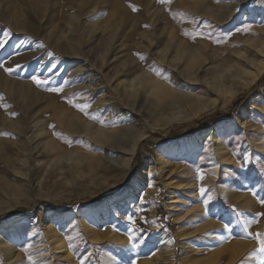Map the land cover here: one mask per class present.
Returning a JSON list of instances; mask_svg holds the SVG:
<instances>
[{
  "label": "rangeland",
  "instance_id": "1",
  "mask_svg": "<svg viewBox=\"0 0 264 264\" xmlns=\"http://www.w3.org/2000/svg\"><path fill=\"white\" fill-rule=\"evenodd\" d=\"M208 1L211 0H171L170 4H162L158 0H0V38H8L0 49V64L17 61L15 70L6 73L13 79L32 81L35 75L48 81L34 86L39 93L33 98H21L14 88L13 93L10 90L4 100L0 99V105L6 106L0 111L8 118V126L19 125L17 119L33 99L31 108L52 111L50 119L55 116L66 121L77 111L67 103V99H75L73 94L47 91L49 87L69 91L70 68L85 64L89 70H125L127 75L147 69L156 75L159 58H170L178 43L187 42L183 32L202 25L198 14ZM258 10L257 7L254 11ZM180 12L187 14V19H173L170 14ZM257 14L261 17V13ZM193 17L195 20L189 22ZM262 22L264 14L258 26ZM247 23L239 15L231 22V28L210 24L211 31H204L205 35L221 42L208 39L209 43L206 39L202 57L215 48L217 57L212 66L231 63V58H236L233 47L245 52V42L243 38L228 42V34ZM4 31L11 35L3 37ZM249 31L255 33L250 28ZM259 37L264 38V32ZM78 50L85 61L68 55ZM136 54L145 59L140 60ZM57 57L62 59L56 60ZM168 70L157 74L163 86L142 88L136 99H129L136 100L134 107L141 116L123 112L125 119L141 118L134 134H142L126 180L119 163L110 167L103 162V142L85 138L80 132L71 135L66 130L57 136L55 148L32 155L25 165L14 163L13 168L0 170V264H56V240L53 238L51 243L47 238L51 225L57 229L56 236L67 238L74 245L68 259L62 261L64 264H264V253L254 239L257 233H264V215L257 216L264 213V204L260 203L264 198V73L249 87L241 88V80L232 81L226 91L211 95L204 91L205 77L211 73H200V78L191 79L178 78ZM86 74L73 76L72 83L89 82L88 77L79 79ZM99 95L97 92L93 100ZM111 116L104 119L105 129L119 126L117 115ZM198 118L210 120L192 124ZM111 120L115 126L109 123ZM182 124L187 125L169 133ZM47 127L56 131L53 123L41 125L42 137ZM193 142H197L196 153L191 149ZM148 163L152 178L148 180L145 175L134 199L126 201L123 197L122 205L114 204V198ZM200 173L203 179L199 178ZM201 188L205 189L203 195ZM105 200L108 203L102 212L104 220L96 228L98 239L94 240L79 215ZM44 205L48 208H41ZM59 205L60 209L55 208ZM48 211L64 216L59 220L61 225L56 226V219L47 215ZM252 219L255 223L244 234L245 221ZM130 232L133 236L143 235L146 243L133 248L128 243ZM229 235L233 238L221 240ZM27 245L31 247L25 253ZM183 247L187 252L181 259ZM8 256H13L12 261Z\"/></svg>",
  "mask_w": 264,
  "mask_h": 264
},
{
  "label": "bare ground",
  "instance_id": "2",
  "mask_svg": "<svg viewBox=\"0 0 264 264\" xmlns=\"http://www.w3.org/2000/svg\"><path fill=\"white\" fill-rule=\"evenodd\" d=\"M255 4L258 6H256ZM257 7L259 8V10L255 12L254 10H256ZM194 10L195 8L193 9V11ZM257 12L261 13V17L258 16ZM263 14H264V0H256L255 2L254 0H211V1H208L199 10L198 15L203 20V23H201L202 25L200 24L201 26L196 29H195V26H191L187 30L189 32H192L195 29V31L203 32L204 35L197 36L195 39L185 36L187 39V42L184 40L186 42L185 44H182L183 41H181V43H178L175 46L174 53L171 55L170 58H165V57L159 58L160 60L159 65H158L159 72H163L165 69H169L173 72L175 76H178V78L186 77V78H191V79H194V78L198 79V77L200 78L202 76V74L199 75L200 73H205V74L211 73L209 77H205V81H204L205 88H206V90L204 91L211 95L217 94L222 91H226V89H228V83L232 81L241 80L242 81L241 88L251 86L252 84L255 83V81L258 78L262 77L264 73V38L260 39L259 37V35L262 32H264V22L260 23L261 25L258 26V23L262 19ZM239 15H243L245 20L248 22L247 26H249L250 29L255 30V33H250V31L247 33H243L242 31L237 32L236 31L237 28H236L233 32H231V34H228L227 40L228 42H232L233 40L243 38V41L245 42V45H243L245 46L244 47L245 52H241L240 50L238 51L236 50L235 47H233L234 51L232 52H236V58L233 56V58H231L233 59L231 63H228L227 65L225 64L226 66H222V67L212 66L214 59L217 57V49L214 48V49H211V51L209 52H205L206 56L204 58L202 57L203 55L202 51L205 50L203 48L207 46L205 40L207 39V41L209 40L215 41L213 40L214 38L212 37L210 38L208 37L209 35L207 36L205 35L206 33L204 31L210 32L211 28L205 27L204 23L207 22L208 24H215L216 26L223 25L225 27L231 28L230 27L232 25L231 22L235 20L237 17H239ZM22 28H24V25ZM19 29H21V27H19ZM211 46L213 47L214 45H211ZM47 49L49 48L47 47ZM61 50L59 49V52ZM29 54H27V56ZM24 55L26 56L25 53ZM35 55H39V54L36 53ZM68 55H71L74 58H81L82 60L85 61L84 55L80 52V50L72 52ZM231 56L232 55H230V57ZM57 59H59V57H57L56 60ZM14 61H13V64L8 63V65L6 66L13 68L14 65L16 64L14 63ZM57 64L58 63H56V65ZM41 65L39 66V68L41 67ZM52 65H54V61ZM70 69L71 70L67 73L68 74L67 77L69 79V82L67 83V85H70L71 90L69 89L68 91V89H65L61 93L62 94H73V96L75 97V99L73 100V103L75 104H89L90 107L87 109V114L77 110L75 112H72L67 117L66 121H64V119H59V118L56 119L55 116L54 118L51 117L50 119L49 117L51 116L52 111L49 113V112H43L39 109L35 110L34 108H31V105L35 103L33 102L34 100L33 99L32 103H29L30 106L27 104L29 106V108H27V111L25 113L23 112V114L19 116L20 119H17V121H19V125L12 127V126H8V123H10L8 122V118L6 119V116H4V114H2V112L0 111V129H1L0 130V170H4V171L9 170V168H13L12 165H14V163H20V165L24 164L26 161H28V159L32 155H35V154L38 155L40 152L45 150V148H48V147L51 149L55 148L57 144V139H58L56 133L60 134L64 132V130H66L71 135H73L72 133L80 132L81 136H84L85 138L86 137L96 138L100 142H103L104 149H105V157H104L103 162L107 166H110V167L116 165V163H119L120 166L123 167V173H122L123 179L126 180L130 174V171L132 168V161L134 159L133 157L137 150L138 143L140 142V136L142 135L140 133L134 134L135 126L138 124L137 121L139 120L140 117L139 118L134 117L133 121L125 119L124 115L125 113H127V111L133 112L137 114L138 116L139 115L141 116L140 111H137L134 107L136 100L130 102L129 99L130 98L136 99V96H138L137 93H139L138 91L141 90L142 88L145 89V88H149L150 86L159 87L162 85L161 84L162 82L157 79V74L153 75L151 74L152 72L150 73L147 69H142V70H139L138 72L134 71V73L132 74L128 73V75L126 72H124L125 70L124 71L116 70V71H113L112 73H109V72L107 73L100 69L96 70L97 68L96 69L93 68L92 70L91 69L89 70L85 64H83L82 66L79 65L75 68H70ZM85 72H87V74L82 77L79 76V79L83 80L86 77H88L89 82L87 81L86 83L84 82L82 84L72 83L73 76L77 74L79 75L84 74ZM21 74H24V70L21 72ZM20 78L21 79H17V80L14 78L15 79L14 80L13 78L9 77L6 74V72H4L3 68H0V97H3L2 100H4L7 94L10 93V90L12 92L13 91L12 89L14 88H15L14 93L21 96V98H24L25 100L28 99V97L30 96L33 98L35 93L36 94L39 93V91L36 90L38 88L35 89L34 87L36 84H34L32 81H26L22 79V77ZM79 79H77V81ZM234 91L236 90H233V92ZM97 92H100V95L97 96L95 100H93ZM232 94L233 93H231V95ZM42 96H46V95H42ZM196 97L199 98L200 95ZM40 99L41 98L39 97V100ZM16 100L19 101L20 99L16 98ZM29 101H30V98H29ZM46 113H49V114H46ZM112 113H114V115H117V117L116 116L115 117L119 121L118 127L105 129L104 126H106L105 125L106 123L99 124L98 126H96L98 122L90 118L91 116H96L101 120H104V119L109 120L108 117L111 116ZM118 116H120L121 118ZM81 120L83 122L78 127L79 122ZM52 123L54 124L55 126L54 129L56 131L54 132L53 129H50V127L49 128L47 127L44 130V136L42 137V133L40 131L41 125L48 126V125H51ZM58 124H60V126ZM138 126L136 127L139 128ZM3 133H6V134H3ZM129 136H130L129 140L127 141V143H125L127 137ZM219 144L220 143L217 142V146H220ZM191 146H192L191 148L192 152L196 153L198 151L197 142H193ZM159 161L161 162V160ZM151 170H152V167L150 166L149 163L143 165L139 169L137 174L134 175L135 177L132 178L126 190L122 194H119L114 198L113 203L117 205H122L121 201L123 197L125 198L126 201L134 199L136 196V191L138 187L142 186V184L145 182L144 181L145 175H148L147 177L148 180L152 178V175L150 174ZM194 195H196V193H194L193 196ZM138 197H140V194H138ZM140 199H142V195ZM107 203H108L107 200L102 201L99 204L95 205L94 208L90 212H85L83 210L79 215L84 219L83 226L85 228L84 227L83 228L88 230L89 235L94 240L98 239V233L96 231V228L104 220V214H102V212H104V210L106 209ZM47 215L54 216L52 218L56 219V222H55L56 226L61 225L62 222L59 223V220L64 217L62 216V214L53 212V211H48ZM56 233H57V229L53 225L48 227L47 238L50 240L48 241L49 242L54 241L53 238H55L56 240L54 241L55 244L57 245L55 247V252H54L55 259L57 260L56 264H64V262L62 261L68 259L69 254L72 252L74 245L72 247V244L70 243V241L67 240V238L61 239L59 238V236H56ZM129 235H134V234L133 232H130ZM3 246L6 247L5 245ZM168 247L169 246L166 245L165 249H168ZM186 252L187 251H185V248L183 247L181 251V256H182L181 259L186 256ZM165 254H167V251ZM9 256H11V254H9ZM9 256H8V260L11 259L9 258ZM12 259H13V256H12Z\"/></svg>",
  "mask_w": 264,
  "mask_h": 264
},
{
  "label": "snow or ice",
  "instance_id": "3",
  "mask_svg": "<svg viewBox=\"0 0 264 264\" xmlns=\"http://www.w3.org/2000/svg\"><path fill=\"white\" fill-rule=\"evenodd\" d=\"M158 3L170 4L171 3V0H158ZM129 6L132 7V10L133 11H136L137 10L135 8V6H132V5H129ZM170 14L173 16V19H177V17H179L181 19H187V14H185L183 12H180V13H170ZM194 20H195V17H193L192 18V21H189V22H193ZM204 26L205 27H209V28L211 27V25L208 24L207 22L204 23ZM196 27H199V25H196ZM236 31L237 32H241V31L247 32V31H249V26L246 25L242 29L241 28H237ZM9 35H11L10 31H4L3 32V37H8ZM183 35L184 36H187V37H190L192 39H195L197 36H203L204 33L203 32H199V31H195V29H194L192 32L184 31L183 32ZM6 42H7L6 39L0 38V49H2V48L5 47ZM215 42L216 43H220L221 41H215ZM40 47H43V45L41 44ZM49 55H51V53H49ZM136 55L139 56V59L140 60H144L145 59V57L143 55H140V54H136ZM16 67H20V65H16ZM0 68H3L4 72H6V73H12L15 70L14 68L7 67L4 64H0ZM49 71H51V69H49ZM157 74L159 75L160 73L157 72ZM163 78L165 80L168 79L166 76L163 77ZM31 80L37 86H41V85H44V84H47L48 83V81L46 79L41 80L39 77H37L35 75L31 77ZM47 91L54 92V93H60V92L63 91V89L60 88V87H49L47 89ZM0 99H3V97H0ZM67 103L73 105V107H75L76 109H78L81 112H84L85 114H87V109L90 107L89 104H73V100L72 99H67ZM0 107H6V106L5 105H0ZM12 115L14 116L15 113H12ZM90 118L96 120L100 124H105L106 123L104 120H100L96 116H91ZM109 123H111L112 126H115V122L114 121L109 122ZM3 134H6V133H3ZM56 135L59 136L60 134L59 133H56ZM199 178L200 179H203V173H200L199 174ZM200 192H201L202 195L205 194V189L204 188H201L200 189ZM208 199H211V196H209ZM204 203L207 204L208 203V200H205ZM260 203L261 204H264V198H261ZM261 215H264V213H257V216H261ZM252 223H255V219L246 220L245 221L244 226H243V233L244 234H248V226L251 225ZM225 231H228L227 225H225ZM232 238L233 237L231 235H229L227 237H223L222 236L221 237V240H230ZM254 239H257L259 241V245H260L259 251L261 253H264V233H257L256 236L254 237ZM128 243L133 248H136V247H139L141 244L146 243V240L144 239L143 235H140V236L129 235V237H128ZM30 247H31V245H27L23 249V251L25 253H27L28 252V249ZM153 255H155V253H153ZM28 260L31 261V256L28 257ZM132 264H136V261H132Z\"/></svg>",
  "mask_w": 264,
  "mask_h": 264
},
{
  "label": "trees",
  "instance_id": "4",
  "mask_svg": "<svg viewBox=\"0 0 264 264\" xmlns=\"http://www.w3.org/2000/svg\"><path fill=\"white\" fill-rule=\"evenodd\" d=\"M217 115V114H216ZM217 117V116H216ZM209 120L210 119H207V118H198V119H195V120H193L192 121V124H198V123H201V121H203L204 123H206V122H209ZM187 124H182V125H178V126H176L174 129H171L170 131H169V133L170 134H172L173 132H175V131H179V129L180 128H182L183 126H186ZM65 206H67V205H65ZM45 207H47V205H44V206H42L41 208H45ZM48 208V207H47ZM55 208H58V209H60L61 208V206L59 205V206H57V207H55Z\"/></svg>",
  "mask_w": 264,
  "mask_h": 264
}]
</instances>
